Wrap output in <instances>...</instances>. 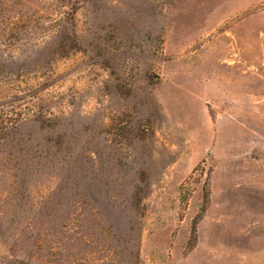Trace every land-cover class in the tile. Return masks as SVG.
<instances>
[{
    "label": "rangeland",
    "instance_id": "rangeland-1",
    "mask_svg": "<svg viewBox=\"0 0 264 264\" xmlns=\"http://www.w3.org/2000/svg\"><path fill=\"white\" fill-rule=\"evenodd\" d=\"M0 264H264V0H0Z\"/></svg>",
    "mask_w": 264,
    "mask_h": 264
}]
</instances>
